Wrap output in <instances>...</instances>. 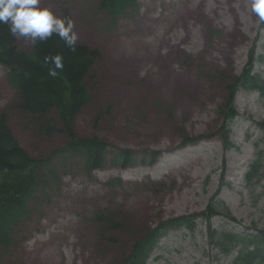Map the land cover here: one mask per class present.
I'll return each mask as SVG.
<instances>
[{"label": "rangeland", "instance_id": "374dc122", "mask_svg": "<svg viewBox=\"0 0 264 264\" xmlns=\"http://www.w3.org/2000/svg\"><path fill=\"white\" fill-rule=\"evenodd\" d=\"M97 0H41L40 6L74 22L76 43L99 51L85 79L90 100L72 124L77 138L95 136L106 146L102 168L86 173L80 162L57 156L56 178L29 203L28 213L0 247V264H120L136 235L171 218H196L191 231L169 232L148 264H228L208 242V225L264 230V102L255 91L232 85L252 55L264 69V31L251 0H138V8L109 25ZM18 50L32 43L14 36ZM15 90L0 66V112ZM236 118L228 126L225 113ZM36 130L16 111L8 125L33 158L48 156L69 139ZM233 146L228 148L226 143ZM128 151L121 168L113 156ZM154 157L153 162H151ZM60 160L63 164L58 162ZM258 163L254 177L246 174ZM191 174V175H190ZM119 182H118V180ZM214 195L236 220L204 221ZM111 215V229L93 216Z\"/></svg>", "mask_w": 264, "mask_h": 264}, {"label": "trees", "instance_id": "16d2710c", "mask_svg": "<svg viewBox=\"0 0 264 264\" xmlns=\"http://www.w3.org/2000/svg\"><path fill=\"white\" fill-rule=\"evenodd\" d=\"M71 1V0H68ZM137 0H97L96 10L115 26L120 17L128 11L137 9ZM264 29V21H261ZM62 54L64 69L57 70L52 76L49 71L54 65L45 63L46 56ZM100 54L84 44L76 43L72 51L64 41L53 34L45 41L32 44L30 52L17 49L14 35L9 25L0 23V65L7 69V80L16 91V96L7 109L0 112V247L10 244V235L22 218L28 213L29 203L35 195L46 188V179L56 178L55 158L62 156L64 161L80 162L86 173L102 168L107 156L106 146L95 136L77 138L72 132V124L83 106L90 100L85 79ZM262 62L261 55L256 56ZM255 56L252 55L241 76L232 85L227 99L231 104L233 94L239 88L257 91L264 102V71L254 72ZM16 111L33 125L36 135L49 136L59 131L56 122L49 117L54 111L55 117L62 123L69 139L65 146L42 158L31 157L20 147L8 125V113ZM226 137L229 124L235 118L233 107L225 113ZM264 131V122H258ZM226 147L233 145L228 142ZM61 157V158H62ZM114 164L122 168L131 163L128 151L113 156ZM154 157L151 162H153ZM60 164H63L58 160ZM65 165V163L63 164ZM258 163L251 165L246 174L248 181L254 177ZM118 180V179H117ZM119 182V180H118ZM204 221L220 215L229 222H235L227 207L214 195L206 207ZM200 218V217H196ZM195 217L180 216L158 223L141 235H136L129 254L120 264H147L153 250L172 230L195 228ZM93 220L111 229L121 227L111 215L98 212ZM208 242L217 248L219 254L230 255L228 264H264V230L253 229L240 232L223 226L210 228L207 221Z\"/></svg>", "mask_w": 264, "mask_h": 264}, {"label": "clouds", "instance_id": "9594fccd", "mask_svg": "<svg viewBox=\"0 0 264 264\" xmlns=\"http://www.w3.org/2000/svg\"><path fill=\"white\" fill-rule=\"evenodd\" d=\"M40 3L41 0H0V23L8 24L14 36L23 37L33 45L56 34L75 51L78 37L72 19L56 15ZM251 8L264 21V0H251ZM44 62L54 65L49 71L52 76L64 69L62 54L46 56Z\"/></svg>", "mask_w": 264, "mask_h": 264}, {"label": "bare ground", "instance_id": "6f19581e", "mask_svg": "<svg viewBox=\"0 0 264 264\" xmlns=\"http://www.w3.org/2000/svg\"><path fill=\"white\" fill-rule=\"evenodd\" d=\"M191 175V174H190Z\"/></svg>", "mask_w": 264, "mask_h": 264}]
</instances>
